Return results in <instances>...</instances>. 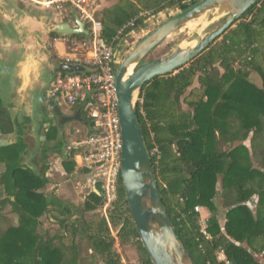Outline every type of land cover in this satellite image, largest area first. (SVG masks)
<instances>
[{
	"label": "trees",
	"instance_id": "1",
	"mask_svg": "<svg viewBox=\"0 0 264 264\" xmlns=\"http://www.w3.org/2000/svg\"><path fill=\"white\" fill-rule=\"evenodd\" d=\"M107 1L113 3L96 19L101 39L116 47V38L126 39L150 16L165 10L181 13L202 0ZM83 68L75 74L92 71ZM135 112L163 207L191 263L225 264L217 259L222 253L229 264H261L253 254L264 253V0L187 66L146 84L137 94ZM0 131L15 141L0 149V264H123L116 243L123 254L134 250L136 264H152L121 179L106 216L98 213L103 202L94 192L71 210L45 194L44 172L24 164L23 130L1 101ZM57 133L56 127L47 129L43 159L50 152L62 154V142L49 144ZM154 147L158 154L152 157ZM77 153L82 151L72 148L62 162L68 174L75 169ZM197 206L209 212L208 238L201 233ZM51 218L59 234L39 233Z\"/></svg>",
	"mask_w": 264,
	"mask_h": 264
},
{
	"label": "water",
	"instance_id": "2",
	"mask_svg": "<svg viewBox=\"0 0 264 264\" xmlns=\"http://www.w3.org/2000/svg\"><path fill=\"white\" fill-rule=\"evenodd\" d=\"M260 1L202 0L156 27L117 66L114 82L122 137L120 179L139 239L152 264L192 263L176 237L158 193L135 112L134 96L155 78L177 73L187 66ZM205 14L206 25L220 18L225 19L217 28L204 34L195 45L187 48L178 46L166 55L143 63L168 37ZM76 25L73 28L67 23H58L53 33L62 36L88 35L84 23L78 18ZM130 67L134 69L128 75ZM59 69L67 74L84 70L82 66L65 64L60 65ZM14 143V140L4 138L0 131V149Z\"/></svg>",
	"mask_w": 264,
	"mask_h": 264
},
{
	"label": "crops",
	"instance_id": "3",
	"mask_svg": "<svg viewBox=\"0 0 264 264\" xmlns=\"http://www.w3.org/2000/svg\"><path fill=\"white\" fill-rule=\"evenodd\" d=\"M46 1L47 0H0V53L5 52L9 59L11 57L9 55H16V53L13 52L14 48H19V52L23 51L27 53L33 50L34 45L38 42L39 51L44 53L47 57L44 64L45 72L40 82L33 86L28 77L27 70H25L24 73V82L21 84L13 82L10 77H7V85L4 86V89H1L0 100L7 109L12 120L23 130V139L27 146L29 144L28 140H32L37 146L44 144L47 129L49 127L57 128L58 133L56 140L50 143L55 145L56 142H62V146H65L63 147L64 152H62V154L50 152L45 159H43L41 155L38 156L37 159H34L33 155L27 153L24 158V164L28 165L36 172H44L48 179L45 194L48 196L54 195V197H57L64 205L73 210L81 206L80 202L82 200L85 201L91 192L96 193L100 197V189L97 188L98 184L92 185L90 181L91 173L83 172L85 168L80 165L79 159L81 153H77L73 157L76 166L72 173H66L62 165V162L72 148H78L79 151H82V149L78 147V144L92 133L91 122L88 119V112H86V103L91 94L87 93L85 94V98L80 97L75 104L68 105L61 98H59V101H56L55 99L58 98H55V96L51 94V91L56 77L60 74L58 70H60L59 66L63 64L64 58L83 57V54L80 52L84 51L79 48V43L89 40L90 36L88 34L89 37L87 39L78 40L71 36H62L53 33V28L58 23H67L73 28H76V18H78V16L74 12L60 13L54 6L47 7L45 5ZM112 3V1L101 0L98 12L110 6ZM5 5L14 8L16 12L24 13L25 18L18 21L15 13L6 11ZM17 22L27 25V31L21 32L20 28L16 26ZM84 26L86 29L85 24ZM10 35H14L13 37L16 39L17 44L12 43L11 39L13 37ZM2 56L3 55L0 54V66L2 65L5 67V65H10L11 60H4ZM47 73L52 74V80L43 95V111L40 109V112L43 113V117L41 116L43 125L40 130L44 132L39 136L36 132L37 128L34 125L35 106L33 103L36 92H40L44 87L43 81ZM51 111H55L57 115V124H54V122H51V124L45 123L44 116L49 118L48 115ZM61 116L65 117L66 120ZM67 149L68 152L66 154L65 150ZM82 175L83 177H80ZM79 184H86L87 187L90 185L91 190L89 193L83 195L82 191H79L81 187V185L78 187ZM80 195L82 196L81 198L79 197ZM215 203L221 211L222 208L220 206L219 196L216 197ZM249 205L252 210H255V204L249 203ZM199 215L202 220H207L209 218V212L201 207ZM43 223L44 224L39 228V233L51 232V229H53L55 235L59 234V227L52 218ZM219 223L221 227L224 226L225 218L223 215L220 217ZM113 236L115 238L116 235L113 233ZM115 247L117 252L121 254L117 243ZM253 256L259 263L264 264L263 252L259 254L255 253ZM218 258L220 260L225 259L223 254H219Z\"/></svg>",
	"mask_w": 264,
	"mask_h": 264
},
{
	"label": "built area",
	"instance_id": "4",
	"mask_svg": "<svg viewBox=\"0 0 264 264\" xmlns=\"http://www.w3.org/2000/svg\"><path fill=\"white\" fill-rule=\"evenodd\" d=\"M101 0H47V7L54 6L60 13L74 12L80 21L89 26L90 39L79 43L84 52L81 58L66 57L63 64L92 68L88 75L59 74L52 86L51 94L59 96L68 105L76 103L78 98L90 93L87 101L88 119L92 133L78 144L82 149L79 156L80 165L91 173L93 181L99 185L103 210H107L117 199L120 179L122 137L117 109L115 72L120 63L121 47L110 46L101 37V25L96 19ZM129 26H133L130 23ZM121 33V32H119ZM120 44L123 40L116 38ZM157 156L158 149L150 152ZM90 187V185L88 186ZM91 189V187H90ZM194 211L200 213V207ZM208 220V219H207ZM207 220L199 215L201 233L208 238L205 231ZM222 254V253H218ZM217 259L220 260L217 256ZM225 264H229L225 259Z\"/></svg>",
	"mask_w": 264,
	"mask_h": 264
},
{
	"label": "rangeland",
	"instance_id": "5",
	"mask_svg": "<svg viewBox=\"0 0 264 264\" xmlns=\"http://www.w3.org/2000/svg\"><path fill=\"white\" fill-rule=\"evenodd\" d=\"M178 13H179L178 10H165V11H163V12H161L155 16H150L149 19L147 20V22L145 23V25L137 28L133 33H131L130 36H128L126 39H124L122 42H120L119 47H121L122 49H121V53H120L121 55H120L119 61H121L124 58V56H126L128 54V52L131 49H133L142 39H144L147 35H149L151 32H153L156 27H158L160 24L167 21L168 19L174 17ZM206 18H207V15L205 14V15L199 17L198 19H196L195 21H192L191 23H189L187 26L182 28L179 32L168 37L161 45H159L156 49H154L147 56V58L145 60L150 61V60H153L159 56L166 55L169 52H172L178 46H181L182 48H187V47H191V46L195 45L197 43V41L204 34L209 33L213 29L217 28L219 25H221L223 23V21L225 19V18H220V19L206 25V23H205ZM9 34H12V33H9ZM10 36L13 37L14 35H10ZM11 41L13 44L16 43V39L14 37L11 39ZM13 52H15L16 55H18L20 53L19 48H14ZM0 54L3 55L2 58H4V60L8 59V56L5 52L0 53ZM9 56H11V57L8 60H11L12 57L15 55H9ZM133 69H134V67L132 68V70ZM3 70H4V67L1 65L0 66V72H1V75H0V87H1L0 93L2 91L1 89L2 88L4 89V86L7 85L6 84L7 77L3 75ZM51 76H52V74H50V73H47L45 75V78L43 81L44 87H43V89H41L40 92H36V97L34 98V103H33L35 106V108H34V116H35L34 125L37 128L36 132L39 136L42 135L44 132V131L40 130V128L43 125L42 124L43 120L41 119V116L43 117V113L40 112V109L41 110L43 109V107H42L43 95L45 94L46 90L48 89L49 83L52 80ZM256 82L258 84L259 80L257 79ZM55 98H58L55 100L59 101L60 97L55 96ZM136 101H137V94L134 96V104ZM2 105H3V103H2ZM48 116H49V118L47 116H44V120L46 121L45 123H49V124H51V122L52 123L54 122V124L58 123V119H57V115H56L55 111H51ZM28 143L29 144L27 146V150H28L27 153L33 155L34 159H37L38 156H40V152H41V149L43 148V144L40 146H37V145H35V142H33L32 140H28ZM49 144L53 145V143H49ZM63 147H65V146H62V148H61L62 152H64ZM65 151H66L65 153L67 154L68 149ZM80 177H83V175ZM80 185H81V187L79 188V191H82L83 195L84 194L86 195V193H89V191L91 190L90 187H87L86 184H79L78 187ZM79 197L81 198L82 196L80 195ZM82 201H84V200H82ZM82 201L80 202L81 205L83 203ZM112 208H113V206L109 207L107 210L104 211L103 207H101L98 210V213H100L102 216H106L108 211H112ZM51 230L52 231L48 232V233H50L51 235H55V233L53 232V229H51ZM121 256H122L121 258H122L123 264H136L137 258H136V254H135L133 249L127 248L125 254H123V252H122Z\"/></svg>",
	"mask_w": 264,
	"mask_h": 264
},
{
	"label": "clouds",
	"instance_id": "6",
	"mask_svg": "<svg viewBox=\"0 0 264 264\" xmlns=\"http://www.w3.org/2000/svg\"><path fill=\"white\" fill-rule=\"evenodd\" d=\"M5 9L6 11L15 13L18 21L25 18L24 13L16 12L14 8H10L8 5H5ZM16 26L20 28L21 32L27 31V25L17 22ZM46 59V55L39 51V44L37 42L34 45L33 50L27 53L22 51L18 55L13 56L11 59V64L5 65L3 75L10 77L13 82H18L21 84L24 82V73L25 70H27L31 84L35 86V84L40 82L42 75L45 72L44 64Z\"/></svg>",
	"mask_w": 264,
	"mask_h": 264
},
{
	"label": "bare ground",
	"instance_id": "7",
	"mask_svg": "<svg viewBox=\"0 0 264 264\" xmlns=\"http://www.w3.org/2000/svg\"><path fill=\"white\" fill-rule=\"evenodd\" d=\"M181 47V46H180ZM132 72V67L129 68L128 70V75Z\"/></svg>",
	"mask_w": 264,
	"mask_h": 264
},
{
	"label": "flooded vegetation",
	"instance_id": "8",
	"mask_svg": "<svg viewBox=\"0 0 264 264\" xmlns=\"http://www.w3.org/2000/svg\"><path fill=\"white\" fill-rule=\"evenodd\" d=\"M145 62H148V60H147V61H144V63H145Z\"/></svg>",
	"mask_w": 264,
	"mask_h": 264
}]
</instances>
